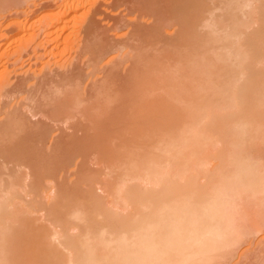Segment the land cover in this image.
I'll list each match as a JSON object with an SVG mask.
<instances>
[{
    "label": "rangeland",
    "instance_id": "obj_1",
    "mask_svg": "<svg viewBox=\"0 0 264 264\" xmlns=\"http://www.w3.org/2000/svg\"><path fill=\"white\" fill-rule=\"evenodd\" d=\"M76 1L0 0V216L3 231L10 229L8 263L72 264L67 238L124 236L123 225L151 212L141 196L155 188L165 150L202 118L197 125L209 139L201 152L195 143L182 150L193 165L179 167L180 184L191 177L195 190L212 197L241 181L232 178L239 169L250 174L247 168L254 181L242 174V182L256 188L227 198L238 216L229 230L235 234L202 264H264V0H254L247 16L244 0H87L69 13L59 41L45 38V27ZM233 20L245 25L236 48L243 65L229 59ZM232 80L236 105L227 97ZM148 162L158 165L150 182ZM126 191L140 197L124 201Z\"/></svg>",
    "mask_w": 264,
    "mask_h": 264
},
{
    "label": "bare ground",
    "instance_id": "obj_2",
    "mask_svg": "<svg viewBox=\"0 0 264 264\" xmlns=\"http://www.w3.org/2000/svg\"><path fill=\"white\" fill-rule=\"evenodd\" d=\"M88 1L87 0L86 1L85 0H77L74 3H71V2L66 3L65 4L66 6L64 5V7H62L63 10H61L63 13L62 12L57 13V15H58L57 18L62 14V16H60L61 19L60 20L56 19L57 21H55L51 25H48L49 27H45V31H44L45 32L44 35L46 36L45 38H47V39L48 38H50V39L55 38L54 41L55 40L59 41V38H61V36L63 35V33H64V31L68 25L67 20L69 19L68 16H70L69 13L72 10L76 9L78 6L84 5L85 3H89ZM120 1H122V0H120ZM233 1H235V0H233ZM255 2H257V1H255ZM231 3H233V2H231ZM253 3H254V0H244L243 4H241L242 5L241 6V9H242L241 13L243 16H245L246 14H250V13L252 14V12L254 13L256 5H254ZM252 4L254 6H252ZM234 6H237V5H234ZM238 6H240V5H238ZM243 7H248V8L253 7V10L251 11L249 8V10L246 11L245 10L246 8L243 9ZM243 10H244V13H243ZM233 11H235V10H233ZM263 11L264 10H262V12ZM73 13H74V11H73ZM210 17H212V16H210ZM233 19H235V18H233ZM242 21H244V20L242 19ZM240 23H239L240 26L242 25L245 27L244 23L241 22V20H240ZM21 24L23 26L24 23H21ZM248 24H251V23H248ZM22 26H21V28H22ZM240 26H238L237 22H235L234 20L229 25V27H230L229 32H228L229 41H228L227 47L229 48V59L231 60L232 63H235L234 65H236L237 63L238 64L241 63L243 65V61H244V57H245L243 52H240L241 50L236 49L238 46L237 42L238 43L241 42V41H237V40L238 39L240 40V38L242 37V36L240 37L241 33H239V31H238V29L239 30L241 29ZM252 26H254V25H252ZM88 29L90 30V27ZM38 32H41V31H38ZM86 32L89 33L88 31H86ZM242 38H244V37H242ZM240 45H242V44H240ZM238 47H240V46H238ZM18 50L20 51V49H18ZM49 53H48V55H49ZM18 57H20V56H18ZM241 64H239V65H241ZM229 85L231 86V89L229 88L230 86H228V89L231 90V93H229L230 90L228 93L231 96L229 97V95H227V97H228V99L231 98L229 100V102L231 101V104L233 105V104H235L236 99L238 98L237 89L235 90V86H236L235 81L234 80L230 81ZM242 93H243V90H242ZM240 95L243 96V94H241V93H240ZM262 100H264V97ZM229 102L227 100V103H229ZM201 103L203 104L204 102H201ZM201 103L197 106L199 108L196 107L197 108L196 111L199 110V112H197V113L202 114L203 111L201 112L200 109H202V108H200V106L202 107V106H205L207 103L209 104V101L207 100L205 105H201ZM262 103H264V101ZM207 109H208V107H207ZM207 109H205V110H207ZM231 109L233 110V108H231ZM205 112L206 111H204V115L207 114ZM232 112L231 113L233 114V116L236 115L234 111H232ZM232 114H231V116H232ZM233 116L231 117L232 119L235 118ZM192 117H193V115H192ZM194 117L198 118L200 116H198V117L194 116ZM203 118H206V117H203ZM199 119H202V118H199ZM199 119H196V123L192 122L193 126L191 125V127H194V129H193L194 131L189 130L190 132H192V135L190 134V132H186V134H189V136L191 135V138H189V139H191V141L187 140L189 136L185 134L186 136H182L184 138L183 139L181 138L180 143H179V138H177V140L173 144L170 143L172 146L169 147L170 146L169 145L168 148L165 150V153L167 154L166 155L167 164L165 165V167L163 169H161V170H163L162 172L158 170L159 172L157 173L155 166L157 167L158 165L154 166L150 162H148L149 165L143 164V165H148L145 169V175L147 176L146 177L147 181L150 182V178L152 179L156 173L159 176L158 179L155 177V179H157L155 184H154V182L152 183V184L156 185V186H154L155 188L150 190V191H146L145 193H142L144 195L141 196V197L147 199V201H145V202L149 203V205H150L151 212L149 213V215H147L144 218H141L142 216H140V219L137 220V218H136L135 221L131 220L132 221L131 223H128V224L126 223L125 225H123L124 223L123 224L121 223L124 226L123 234H125L122 237L118 236V235L117 236L114 235L116 237L113 239H111V238L104 239L105 236L103 238H100L101 237L100 236L99 237L100 239L98 238L97 240H94L91 242H88L91 239L88 240V238H87L86 240H88V241L85 240L87 243L83 242V240H81V241H78L79 239L68 240V238H67L66 243H63V244L65 245V248L70 251V253H73V255H71L72 259L70 258L71 260H69V262L71 261L72 264H202L204 260L207 261V259L210 257L209 254H211V252L218 249V246L220 247V245L221 246L223 245L222 244L223 242L220 243L221 242L220 239L221 238L223 239V237L227 234H229V235L233 234V232L229 233V230L230 231L235 230L236 225H234V224L238 218V216L235 217V215L233 214L234 213L233 211L235 208L232 209V211H231L232 213L230 212L229 206L233 207V204L230 203V205H229L227 198L229 196H233L234 194L236 196V193H239L240 189L243 187H246V185H247V187H250L249 189H251V188L256 189L253 186L254 184H252L254 180L252 181V177H251L252 175L254 177L255 174H251L253 172L246 168L245 172L249 171V173L251 174V175L248 174L249 175L248 176L246 173L239 171V170H241V169H239L238 171H236V173L237 172L241 173V175H240L241 177L243 176L242 174H244V176L246 175L247 176L246 182H248V179L250 178L249 181L251 180L252 183L249 182V184H247L244 181L242 182L243 177L241 178L239 176H235V175L233 176L232 175V178L236 177L234 180L239 181V179H240L241 181L237 182V184H235V183L229 184L228 183L229 187H227V185H226L227 183L226 184L224 183V187L223 186L217 187V189L215 190V193H213L212 197L205 195L202 190H195V188L193 187V181H192L191 177L189 179H187V183H185L186 182V179H185V182H184L185 185L180 184V182H179V167L185 168L186 166H189L190 164H191L190 165L191 167L193 165V162L192 163H186L185 159H182L183 158L182 150L183 151H184V149L186 150V148H189L190 146H192V144L195 143V145H197L200 148L196 147V149H194V150L197 152H201V147L203 145L199 146V143L203 144V143H205V141H207V139H209V135L207 136L204 133V130H203L204 126H202L203 124L197 125V123L202 122V121L197 122V121H199ZM193 120H194V118H193ZM204 122H205V120H204ZM207 125H208V122H207ZM231 125H233V123ZM263 125H264V123H263ZM196 126H199L200 128L198 127V130H196L195 129ZM243 126L244 125H242L240 127L243 128ZM261 126H262V124H261ZM230 128L232 129L233 127L230 126V123H229V131H231ZM205 129H206V127H205ZM244 129H246V128H244ZM241 131H242V129H241ZM248 131H250V130L248 129ZM240 134H242V132ZM243 135L244 134H242L241 136H243ZM185 137H187V138H185ZM189 142H190V144L191 143L192 144L190 145ZM206 144H204V145H206ZM188 145H189V147H187ZM197 149H199V151ZM194 150H192V152H191V150H189L190 151L189 154L191 155V153H193V152L195 153ZM189 159H191V157H189ZM189 159H187V160H189ZM153 160H155V159H153ZM159 166H160V164H159ZM160 167H162V165ZM188 168H190V167H188ZM157 169H158V167H157ZM187 171H189V170H187ZM236 173H234V174H236ZM181 175L183 176V173H181ZM237 177L239 179H237ZM182 178H184V177H182ZM256 180H257V178H256ZM256 180H255V182H256ZM261 183H263V182H261ZM254 189H252V190L255 191ZM246 190H245V192H246ZM240 192H243V191H240ZM138 195H139L138 193L136 195L135 193H132L130 191H126V193L122 194L121 197L125 196V198H123V200L125 199L126 201L130 200V201L135 202L136 201L135 199L138 197ZM139 197H140V195H139ZM143 198H141V199H143ZM0 207L2 209L4 208L3 206H0ZM158 209H160V210H158ZM156 210H158V211H156ZM2 214L4 215V212H2ZM235 214H236V210H235ZM5 217H7V216H5ZM208 219H210V221H208ZM1 220H3V222H4L5 219H1V216H0V264H9L8 263V257L9 256L5 252V249L8 246L5 243V238L7 239V237L4 236L5 235L4 231H5V228H6V230H9V231H10V229H8V227H6L7 226L6 225V226H4V231H3L2 225H4V224H2ZM119 223H120V221H119ZM123 226H122V228H123ZM230 227H231V229H230ZM232 228H234V229H232ZM9 231L8 232L6 231V232L9 233ZM234 234H235V232H234ZM207 236H209V237L207 238ZM226 237L227 236H225L224 239ZM105 238H107V237H105ZM207 239H209L211 241V243L209 244L210 246H208L206 244V242L204 241ZM229 239H228V241H229ZM224 242L226 243L227 240H225ZM5 245L7 246L6 248H5ZM18 246H20V245H18ZM7 253H8V251H7ZM23 256H25V255H23ZM12 259L13 258L9 259L10 262H13ZM193 260H196L197 262L193 263L192 262ZM16 262L17 261H15L14 263H16ZM18 262L16 264H18Z\"/></svg>",
    "mask_w": 264,
    "mask_h": 264
}]
</instances>
